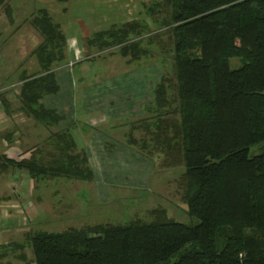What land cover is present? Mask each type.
Returning a JSON list of instances; mask_svg holds the SVG:
<instances>
[{
  "label": "trees",
  "instance_id": "obj_1",
  "mask_svg": "<svg viewBox=\"0 0 264 264\" xmlns=\"http://www.w3.org/2000/svg\"><path fill=\"white\" fill-rule=\"evenodd\" d=\"M141 7L150 17L165 13L158 27L170 37L176 98V122L166 140L167 122L160 120L169 104L165 77L154 85L148 110L156 141L161 137L160 145L168 142V150L180 155L182 199L196 222L153 218L38 231L28 240L32 262L264 264V0H152ZM28 22L41 39L32 51L40 71L21 72L20 110L54 125L63 115L40 99L58 89L51 64L63 59L64 35L44 9ZM144 30L138 19L110 24L87 36L85 45L114 47L128 62L146 52L140 46ZM232 57L239 61L235 68H229ZM50 137L48 166L34 154L18 160L0 155V168L24 169L31 178L91 180L87 157L75 151L67 127ZM256 144L258 152L249 156Z\"/></svg>",
  "mask_w": 264,
  "mask_h": 264
},
{
  "label": "rangeland",
  "instance_id": "obj_2",
  "mask_svg": "<svg viewBox=\"0 0 264 264\" xmlns=\"http://www.w3.org/2000/svg\"><path fill=\"white\" fill-rule=\"evenodd\" d=\"M37 1L2 0L0 3V148L14 146L16 159L34 154L45 167L52 156L51 133L67 127L77 144L75 151L88 153L93 179L79 181L47 174L29 178L26 170L10 165L5 171L0 170V220L12 222L1 233L3 240H7L1 249L5 253L9 251V257L19 251L27 259L26 263L32 264L28 240L38 231L59 232L69 227L144 222L153 218L195 223L196 218L186 213L182 199L180 155L172 147L168 150V142L165 148L160 145L161 137L156 141L151 125L154 115L148 110L154 85L161 76L165 77V98L169 104L162 110L166 112L160 120L167 122L166 140L172 134L169 124L176 119L175 112L171 111L176 98L170 37L166 29L158 27L165 13L150 17L140 8L136 19L145 23L140 46L146 52L137 59L126 62L114 47L103 50L87 47L85 38L80 41V45L84 43L82 50L78 44L72 51L74 59L52 63L51 68L64 81L56 95L47 94L40 101L58 108L63 118L45 126L26 117L18 99L21 72L27 75L40 71L32 51L41 39L29 24V18L36 11V4L37 8L53 5L56 7L53 12L61 14L52 15L51 19L64 23L60 28L64 36L79 37L73 27L80 22L71 18L79 17L91 34L94 30L88 26L92 19L86 13L94 6L91 0ZM140 1L148 5L152 0ZM228 64L229 68H235L239 61L232 57ZM66 71L74 76V82L67 83ZM86 123L93 126L86 127ZM78 132L85 133L84 140L87 135L96 134L94 143L91 141L94 145L83 148ZM258 150L259 144L253 145L248 155ZM9 242L21 247H11Z\"/></svg>",
  "mask_w": 264,
  "mask_h": 264
},
{
  "label": "crops",
  "instance_id": "obj_3",
  "mask_svg": "<svg viewBox=\"0 0 264 264\" xmlns=\"http://www.w3.org/2000/svg\"><path fill=\"white\" fill-rule=\"evenodd\" d=\"M42 1L43 0H39V1H37V3L38 2L43 3ZM91 2H93L94 8H92L90 10V13H86V14L88 15L89 19H92L91 20L92 24H91V26H88V27H92L91 29L94 30L93 32H95L97 30H100V29L97 28L99 26L107 27L110 24H117V23H122V22L127 21V20L136 19V17L138 16V12H139V10L141 8V1L140 0H91ZM55 8L56 7L53 6V5H49L46 8H43V7L37 8V4H36V9L35 10L44 9L47 12V14L49 15V17L51 18L52 15L57 14L59 16L61 14V13L53 12V11H55L54 10ZM62 14H64V13H62ZM72 20H76V21L80 22L79 24H77V25H75L73 27L75 29V32L77 34H79V37L70 35L68 38H66L64 36V49H63V59L62 60L67 59V58L69 60V59H71V57L74 59V53L75 52H72V51L74 49H76V45L78 47V44H79L80 49L82 50L81 47H82V45H84V43H82V42L90 34V32H89L90 30H88L87 27H84L82 25L81 21L79 20V17L71 18V21ZM54 23L58 24L59 28H61L64 25L63 22H61V24L59 22H54ZM63 35H64V33H63ZM80 41H82L81 42L82 45H80ZM51 66H52V64H51ZM60 66H63V65H60ZM51 70H53V72H54L55 79H56V82H57V85H58L57 91L55 93H53V94H49V95L53 96V95H56V93H58L60 91L61 81H64V79H63V76L58 77L59 75H58V73H56L57 71H55V68H51ZM70 71H66V74L64 73V76H66L65 78L68 81L67 82L68 84L71 81L74 82V76L72 77V76L69 75ZM77 79H78V77H76L75 81H77ZM57 80L59 81V83H58ZM63 83L64 82H62V84ZM72 99H73V95L71 96V102H72ZM40 103L43 106H45V107L53 108L57 112H59L60 114H63L59 110H57L58 108L54 107L53 105L52 106L45 105V104H43L42 101H40ZM80 112L82 113V111H80ZM86 125H87L86 127L93 126L92 123H86ZM84 135H85V133L81 132L80 135H79V132H78L77 136H78V140L81 139L80 145H82L83 148L85 147L87 149V148H89V147L94 145V144L91 145V141L94 143V141H95L94 139L96 138L94 136H96V134L95 135L90 134L89 136L87 135V139H85V140H84ZM74 143H75V141H74ZM1 145H2V143H1ZM75 145H77V144L75 143ZM14 149H15V147L11 146L10 144L8 146L7 145H4V146L2 145V149L0 150V155L1 156L4 155L5 158H12V159L18 160L13 155ZM85 155L87 157L88 165L91 168V166L89 164L90 163L89 162L90 161L89 155H88V153H85ZM27 157L24 156V157H21V158H27ZM21 158H19V159H21ZM0 170L1 171H5V169H0ZM91 170H92V168H91ZM92 179H93V170H92V178H91V180ZM6 205L7 204H5V205L3 204V207L4 206L6 207ZM10 223H12V222L11 221L8 222V221H5V220H2V221L0 220V264H26V260L27 259H25V256H24L23 253H20L19 251H14V253H12L13 255H11V257H9V253H8L9 251H7L5 253L3 251V249H1V245H3V243L5 244V242H6V244H7V240L6 241L3 240L1 233L4 234V230H6V228L7 229L9 228L8 225H10ZM3 228H5V229H3ZM9 244H11V247H15V248H20L21 247V245L16 243V242H11V243L9 242Z\"/></svg>",
  "mask_w": 264,
  "mask_h": 264
},
{
  "label": "built area",
  "instance_id": "obj_4",
  "mask_svg": "<svg viewBox=\"0 0 264 264\" xmlns=\"http://www.w3.org/2000/svg\"><path fill=\"white\" fill-rule=\"evenodd\" d=\"M71 65V64H70Z\"/></svg>",
  "mask_w": 264,
  "mask_h": 264
}]
</instances>
